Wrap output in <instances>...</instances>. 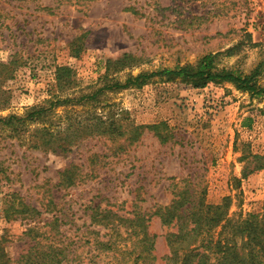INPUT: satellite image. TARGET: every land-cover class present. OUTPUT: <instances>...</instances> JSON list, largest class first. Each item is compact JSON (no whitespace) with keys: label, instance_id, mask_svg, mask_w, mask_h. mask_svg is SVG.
Listing matches in <instances>:
<instances>
[{"label":"rangeland","instance_id":"obj_1","mask_svg":"<svg viewBox=\"0 0 264 264\" xmlns=\"http://www.w3.org/2000/svg\"><path fill=\"white\" fill-rule=\"evenodd\" d=\"M208 54L245 74L261 64L264 86V0H0V118L73 98L44 122L0 125V264L25 254L33 226L61 264H164L176 227L154 212L184 189L263 219L264 169L242 173L264 155V96L162 75L106 88Z\"/></svg>","mask_w":264,"mask_h":264},{"label":"trees","instance_id":"obj_2","mask_svg":"<svg viewBox=\"0 0 264 264\" xmlns=\"http://www.w3.org/2000/svg\"><path fill=\"white\" fill-rule=\"evenodd\" d=\"M235 49L236 47H233L227 53ZM217 56L208 54L195 65L162 68L150 74L129 76L124 84L115 82L106 88H125L140 82L143 84L152 75H162L169 80L179 78L183 82L193 84L194 87H203L208 82L229 81L252 95L264 96V86L257 84L256 76L261 71V64L245 74L234 69L219 68ZM56 71V80L61 88L71 82V75L63 74L69 73L67 67H58ZM106 76L108 78V75ZM99 92L101 89L92 95L82 96L78 101L93 100ZM72 102L73 98L60 99L53 96L52 100L47 101V105L31 108L24 117L10 115L0 118V125L12 127L15 131L18 123L26 119L30 121L39 119L44 122L47 116L53 114L56 105ZM44 129H41L42 132ZM261 169H264V155H251V160L245 162L243 178ZM74 180L72 167L60 172L59 184L71 186L74 185ZM192 196L189 190L184 189L168 207H160L154 212L163 225L176 227V231L170 233L167 239L169 254L165 257L164 264H264V215L263 219L254 214L247 217L236 213L231 215L229 197L218 205H203L201 200H192ZM23 211L24 209L18 214ZM28 234L32 236L31 244L25 254L13 260L14 264H61L65 259L60 248L48 246L42 251L43 246L38 238L44 233H40L36 226L26 229L23 235Z\"/></svg>","mask_w":264,"mask_h":264}]
</instances>
